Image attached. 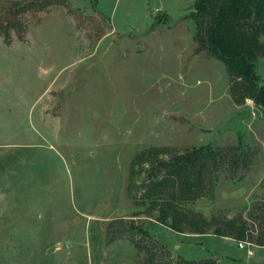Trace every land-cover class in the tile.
I'll return each mask as SVG.
<instances>
[{"label":"rangeland","instance_id":"374dc122","mask_svg":"<svg viewBox=\"0 0 264 264\" xmlns=\"http://www.w3.org/2000/svg\"><path fill=\"white\" fill-rule=\"evenodd\" d=\"M194 3L0 0V264H264V245L176 232L146 194L158 162L240 136L248 166L181 206L261 229L264 110L196 41Z\"/></svg>","mask_w":264,"mask_h":264},{"label":"trees","instance_id":"16d2710c","mask_svg":"<svg viewBox=\"0 0 264 264\" xmlns=\"http://www.w3.org/2000/svg\"><path fill=\"white\" fill-rule=\"evenodd\" d=\"M35 5L40 4L37 2ZM45 5L48 4L42 2L40 8L43 9ZM30 8L29 3H24L22 7L18 5L16 15ZM191 17L196 22V41L221 60L231 74V91L236 102L241 104L247 98H252L264 110V83L258 74L259 61L264 57V0H195ZM8 25L15 26L12 23ZM228 159L229 162H226ZM249 160V147L240 136L237 145L227 148L202 145L158 162L151 172L154 181L146 194L156 198L159 218L169 223L176 232L204 234L211 229L218 236L237 240L248 238L263 246L264 208L255 217L261 229L253 236L255 230L250 229L244 219L213 216L207 220L181 206V202L202 197L214 183L221 166L229 165L233 169L246 167ZM160 262L158 264H163ZM176 264L221 263L211 258H201L181 259Z\"/></svg>","mask_w":264,"mask_h":264},{"label":"built area","instance_id":"2783aa9c","mask_svg":"<svg viewBox=\"0 0 264 264\" xmlns=\"http://www.w3.org/2000/svg\"><path fill=\"white\" fill-rule=\"evenodd\" d=\"M239 249L245 251L248 258H253L256 255V249L260 247L256 242L247 239L238 240Z\"/></svg>","mask_w":264,"mask_h":264}]
</instances>
